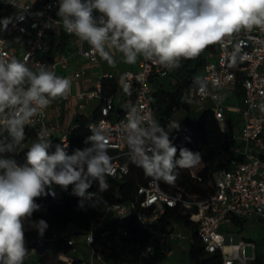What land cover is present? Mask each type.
<instances>
[{"label": "clouds", "instance_id": "9594fccd", "mask_svg": "<svg viewBox=\"0 0 264 264\" xmlns=\"http://www.w3.org/2000/svg\"><path fill=\"white\" fill-rule=\"evenodd\" d=\"M57 17L63 30L86 41L110 65L117 53L124 62L153 60L165 69H177L209 45L242 29L264 27V0H58ZM8 20L0 22L6 27ZM70 79L43 64L29 66L17 58H0V264H23L28 247L26 231L43 237L49 225L33 220L41 210L36 200L59 186L79 198V206L107 192L113 174L110 134L89 126L82 148L54 143L42 128L24 151L26 127L43 117L53 100L66 98ZM206 82L197 77L192 92L205 94ZM182 101L192 103L191 95ZM264 111V105H261ZM130 162L147 177L165 182L177 179V169H191L202 157L186 147L178 149L172 133L179 122L162 126L152 115L129 109L122 122ZM178 153V155H177ZM93 184L98 191L89 189ZM26 223L30 225L26 228Z\"/></svg>", "mask_w": 264, "mask_h": 264}, {"label": "built area", "instance_id": "2783aa9c", "mask_svg": "<svg viewBox=\"0 0 264 264\" xmlns=\"http://www.w3.org/2000/svg\"><path fill=\"white\" fill-rule=\"evenodd\" d=\"M58 7V0H0V22L5 19L9 21L6 27L0 23V58L14 57L29 66L43 64L53 71L58 66L66 68L68 59L73 56H80L89 64H98L101 57L86 41L63 30L62 22L55 18ZM53 28H59L73 38L75 46L67 56L62 55L52 62L43 57V52ZM205 49L207 52L201 78L206 82L207 91L205 94L193 93L190 88L187 95L192 96V103L186 105L212 103L214 118L226 136L228 152L222 157L220 168L213 174V192L204 199L186 201L180 195L163 191L158 181L150 177L145 185L137 188L132 200L106 207L105 216L109 222L105 226L91 228L83 234L88 256L82 264H95L106 256L120 255L128 249L135 252L133 258H118L112 264H149L157 253L165 259L171 257V249H158L160 240L178 242L190 239V231L185 233L172 225L163 226L160 222L167 209L176 206H181L184 212H190L189 220L196 226V234L205 253H219L220 264L255 262L256 244L241 240L234 233L223 232V226L232 224L236 219H254L264 227V161L261 158L264 156V111H261V105H264V27L242 29ZM173 71L160 66L155 59L140 57L137 69L125 70L119 75L102 74L101 80L113 81L123 96V109L117 116L113 115V97L100 96V83L94 89L77 95L81 101L78 104L80 109L86 99L101 97L104 100L100 118L90 125L100 126L110 134L109 154L113 158V174L107 178L121 181L129 173L131 162L122 134L126 113L135 107L156 119L153 112V82H172ZM80 77L81 72L78 71L66 78ZM238 85L242 95L241 106L236 108L240 125L238 129H233L226 117L225 106L220 102L225 91L234 94ZM48 108L42 118H34L33 123L26 127L33 131L35 139L42 128L52 136L55 127L48 123ZM170 122L180 123L179 131L174 130L172 133L174 144L180 138L192 135L193 130L186 123L174 118ZM2 132L0 128V134ZM59 142L68 145L69 153L74 148L84 147V144L79 147L72 144L68 134L63 135ZM47 192L50 198L57 195L55 186ZM131 228L144 232L147 240H136ZM67 244L74 248L73 252L76 243L68 237ZM58 259L63 264L73 263L72 256L68 254L59 253ZM23 264H41L34 249L28 251Z\"/></svg>", "mask_w": 264, "mask_h": 264}, {"label": "trees", "instance_id": "16d2710c", "mask_svg": "<svg viewBox=\"0 0 264 264\" xmlns=\"http://www.w3.org/2000/svg\"><path fill=\"white\" fill-rule=\"evenodd\" d=\"M69 38V35L61 32L54 50L65 51L68 48ZM206 50L204 49L194 59L182 60L181 66L173 71L172 82L170 80L153 82L155 89L153 112L156 120L162 126L167 127L175 111L180 109L189 110L186 102L182 101V96L186 95L189 89L193 87L194 80L197 77L201 78ZM116 89L117 85L113 81L101 80L102 98L113 95ZM235 94L237 96L241 94L239 85L235 90ZM103 103L104 100L102 99L89 117L78 116L74 119V128L68 134L72 144L77 147L83 144L84 138L90 134L88 126L100 118V108ZM120 113V111L117 112V114ZM192 130L191 136L180 138L175 143V146L178 152L181 147L199 152L202 157L200 164L191 169H177L178 176L174 182L157 180L163 191L172 195H180L186 201L201 200L213 192V174L220 168L221 159L228 152L226 136L222 133L219 124L215 120L211 108L204 109L201 112ZM25 131V145L17 153L16 157L21 163L24 160V151L27 150L29 143L35 139L33 131L27 129ZM51 139L54 143L59 142L56 138L52 137ZM149 178L145 176L141 168L130 163L129 173L123 180L116 181L107 178L110 184L108 191L98 193L95 200L85 201L82 207L79 206V198L71 194V186H69L67 191L55 186L57 190L55 198H50L46 195L36 200L42 207L40 211L33 214L32 219H44L47 223L54 221L60 225V229L68 225H74L80 230L79 234H84L91 228L105 226L109 222V218L105 216L106 207L113 203H125L132 200L137 188L145 185ZM89 191H98V186L93 184ZM189 216V211L184 212L181 206H176L167 209L160 222L163 226L179 223L183 228L190 231L189 246L186 254L190 264H220L221 255L219 253L212 255L205 253L204 246L196 234V226L189 220ZM242 221L236 219L233 220V224L241 226ZM25 226L26 228L30 227L27 223ZM130 231L136 240L142 242L147 240L144 232L136 228H131ZM25 235L29 251L31 249L36 251L37 258L41 264H63L59 261L58 254L70 255L74 249L67 244V238L70 237L67 234L45 232L44 236L41 237L36 230L29 228ZM257 255L258 264H261L262 255L259 253ZM72 258V264H82L83 262L81 258Z\"/></svg>", "mask_w": 264, "mask_h": 264}, {"label": "crops", "instance_id": "0c3cea01", "mask_svg": "<svg viewBox=\"0 0 264 264\" xmlns=\"http://www.w3.org/2000/svg\"><path fill=\"white\" fill-rule=\"evenodd\" d=\"M57 14V13H56ZM55 14V18H56ZM59 19V18H56ZM58 29L59 28H53L47 38L45 50L43 52V57H45L48 61H56L60 56L62 55H68L70 53L74 46L75 41L73 38H69L68 42V48L65 51L59 52L55 51L54 47L57 45L60 36L58 35ZM61 32H63L60 29ZM117 58V55H116ZM102 60V59H100ZM140 58H138L137 62L134 64H129L124 62L122 64V68L118 69L116 66V62L112 65L107 63L106 61H103L98 64H89L88 61H86L84 58L80 56H73L68 59V66L64 69L57 67L55 73L58 76L62 77H71V75L74 72H81V77L78 79H70L72 87L70 93L67 95L66 98H57L52 101L50 104L48 111H47V120L48 123L51 124L54 128V131L52 132L51 138H56L58 141L63 135L69 134V132L74 128V119L78 116H85L83 113L88 110V116L89 117L93 110L99 105L100 101H102V93H101V75L104 73H111L114 75H119L121 72L125 70H134L137 69L139 65ZM97 83H100V98L95 99H86L83 104V108H78V104L81 103V101L77 98V95L80 93H84L86 91L92 90L96 87ZM118 91L121 94V91L119 87H117L116 92L111 95L113 97V105L115 101V97L118 94ZM120 101L117 105H114V116H117L118 111H122L123 109V103L124 99L122 94L120 95ZM223 98L227 104L231 101L232 97L231 94L228 92L223 93ZM226 109V108H225ZM232 109V107L228 106V110ZM226 117L229 120L230 126L233 129H238L239 124H236L232 121L228 113L225 111ZM174 116V114H173ZM35 140V139H34ZM33 140V141H34ZM31 141V143L33 142ZM29 143V145L31 144ZM25 145V144H24ZM262 161H264V156L261 157ZM248 221H251L258 226H260L259 222L254 219H247ZM246 220L242 221V224ZM172 226L174 228L183 230L185 233H188L189 230L186 228H183L182 225L179 223H173ZM225 226H223L224 228ZM261 227V226H260ZM264 228V227H261ZM239 238V234L235 233ZM244 240V239H241ZM246 241V240H245ZM255 243V242H254ZM256 244V243H255ZM189 246V241H170L168 239H163L158 242V249L162 248H169L172 251L171 257L165 259L160 254L157 253L155 259L153 262L149 264H185L186 258H187V249ZM257 246V245H256ZM258 246L256 250V260L253 262V264H258L257 261V254ZM135 252L133 250H127L121 253L120 255H109L104 257L102 261H97L95 264H112L114 261H116L118 258L126 257V258H133ZM188 260V258H187ZM261 264H264V255H262Z\"/></svg>", "mask_w": 264, "mask_h": 264}, {"label": "rangeland", "instance_id": "374dc122", "mask_svg": "<svg viewBox=\"0 0 264 264\" xmlns=\"http://www.w3.org/2000/svg\"><path fill=\"white\" fill-rule=\"evenodd\" d=\"M56 18L57 14H56ZM61 31L58 29V35L60 36ZM103 62L104 60H99V63ZM123 59L121 54L117 53L116 58V66L118 69L122 68ZM120 92L118 91L117 96L115 97L114 105H117L120 101ZM232 99L227 104L225 102L224 98L222 97L221 104L225 106V111L228 113L232 121L236 124L240 123V115L239 111L236 109L239 106H241L242 103V95L240 94L237 96L234 92V94H231ZM212 103L206 102L202 106H190L189 110L180 109L178 111L174 112L173 118L177 121L186 123L190 128H193L195 126L196 120L198 119L199 115L204 109L211 108ZM228 106L232 107V109L228 110ZM85 116H88V110L83 113ZM2 133L1 135H3ZM48 229L46 233H56L60 232L61 234H67L70 236V238L76 243L75 250L70 254L74 258H81V259H87V248L84 244L85 237L83 234H79V229H77L74 225H68L67 227H64L63 229H60V225L57 224L54 221L48 222ZM230 232V233H238L240 236V239H244L246 241H252L255 242L258 246L259 254L264 255V228H261L257 224L246 220L241 226L230 224L223 228V232ZM189 241V240H188ZM185 264H190L189 260L186 258Z\"/></svg>", "mask_w": 264, "mask_h": 264}]
</instances>
